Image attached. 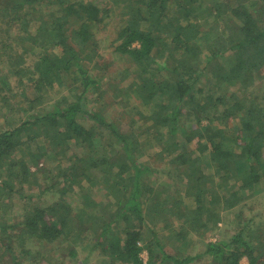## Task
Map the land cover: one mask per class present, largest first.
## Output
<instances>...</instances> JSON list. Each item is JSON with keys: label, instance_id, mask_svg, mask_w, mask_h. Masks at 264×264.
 Instances as JSON below:
<instances>
[{"label": "trees", "instance_id": "16d2710c", "mask_svg": "<svg viewBox=\"0 0 264 264\" xmlns=\"http://www.w3.org/2000/svg\"><path fill=\"white\" fill-rule=\"evenodd\" d=\"M111 5L0 0V264H264V0ZM118 15L106 42L142 107L103 114L97 35Z\"/></svg>", "mask_w": 264, "mask_h": 264}, {"label": "rangeland", "instance_id": "374dc122", "mask_svg": "<svg viewBox=\"0 0 264 264\" xmlns=\"http://www.w3.org/2000/svg\"><path fill=\"white\" fill-rule=\"evenodd\" d=\"M112 4L111 6L113 7V9H120L121 7H124V5L126 4V0H95V3L99 4V6H105L106 3ZM118 2V5L115 3ZM116 5V6H115ZM174 13H172L171 11L168 13L169 16H173ZM119 19L120 16L118 15L116 19V21L112 22L111 24H109V26L104 30L101 31L97 37L99 38L101 44L99 47V51L101 54V57L99 58L98 61V68L96 70L93 71V73L96 74H100L99 80L102 81V90L105 91V93L103 94L102 97V101L103 104H101L103 107H106V109L104 110L103 114L106 113H110V114H127L124 110L126 108L129 107V105H134L136 107H142L139 104V100H137V94L139 95V92H136L133 89H128V85L132 84V77L128 76L126 78H122L120 77V72L122 71V68L126 65L125 60H123L121 58L120 54H117L116 52H114L112 47H109L107 42H106V35H107V40L110 38H113V31L116 28L117 25H119ZM1 27H4L2 24L0 25ZM14 30L18 31V27L14 28ZM31 63V61L29 62ZM262 78H258L251 86H249V91H251V88L255 87V92H262L264 91V72L261 74ZM259 80L261 81V84L259 86ZM132 82V83H131ZM107 85H109V87L107 88ZM116 85H118V87H122L117 88ZM127 87V88H125ZM107 88V89H106ZM132 88V87H131ZM140 90V89H139ZM234 90V89H233ZM232 90V91H233ZM244 94H247V91L244 92ZM256 94V93H255ZM49 95V93H47L45 96L44 94H42V100H46V102H44V105H41L42 107H46L49 106L52 102L53 99H55L56 97L53 95L52 92V100H48L47 96ZM238 98H241V94H237ZM258 95H262L260 93H258ZM156 98V97H155ZM35 100H31V102H34ZM155 102H153L152 104H155ZM128 106V107H127ZM126 107V108H124ZM209 116H212V114H210ZM124 119H127V117H124ZM215 125L218 126L219 128L222 127L221 124L217 121H214ZM202 125H208L207 121L205 119L202 120L201 122ZM213 125V124H212ZM229 126V125H228ZM224 130H227V126L224 127ZM196 139V138H195ZM191 143L190 147H196L195 145V140ZM40 146L43 147H47V142L44 143H40ZM192 148V149H193ZM157 151V148H151L150 152H149V156L145 155L141 158L138 159V163H140V165L142 163H145V161L149 162L151 165V168H155L158 173L154 175V177L156 178V183H153V185L155 186L153 188V193L155 194H159L160 196V190H165L162 193V197H164L165 193H169L170 191L166 190L167 187L166 185L169 183L172 184V180L169 177V174L171 176H174V170L173 168L169 167V166H164L165 164L160 161L159 159L157 160V157H155V152ZM209 152V150L207 151V153ZM17 157H20V155L18 154ZM55 162V161H52ZM51 166V165H50ZM169 172V174H168ZM167 175V179L166 176ZM206 175V174H205ZM152 178V176H151ZM167 181V182H166ZM163 182H166V184H162ZM173 187H178V183L176 182V185L174 184ZM173 192V190L171 191ZM264 192H262L263 194ZM16 197V196H15ZM259 200V203L257 204V202H255L253 205V212L251 213V215H256L262 208H263V199L261 197H257ZM7 207V202L4 205V208ZM16 207V206H15ZM17 209V208H16ZM15 209V210H16ZM14 210V212H15ZM245 217H247L246 215H249V212L246 210L244 211ZM22 213H19V216L17 217L18 219L22 218ZM168 219V218H167ZM233 220V215H231L230 217L226 218L223 217L222 222L218 225L219 226V230H217L214 234L212 233H207L204 237V241L208 242L210 241H215L217 239H222V238H227V234H235V232L239 229H237L234 221ZM156 222V220H155ZM157 225L161 226L164 225V221H158ZM12 232V231H10ZM14 232V231H13ZM196 238V237H190V247L188 249L189 254L190 255H194L197 252L202 253V250L204 249V245H202L201 242H197L196 244L193 242L192 244V240ZM204 241L203 244H204ZM169 250V249H168ZM84 254H86V251L84 250L83 252ZM92 255V252L88 255V258H90ZM141 257L143 259V262L147 261V254L146 252H142ZM210 258H208L207 256H201L199 259H197L196 261H193L191 264H209L210 263ZM87 261V260H86ZM54 263L56 264H60L59 261L54 260ZM98 264L96 263V261L92 258H90L86 264ZM241 264H247L246 259H241Z\"/></svg>", "mask_w": 264, "mask_h": 264}]
</instances>
